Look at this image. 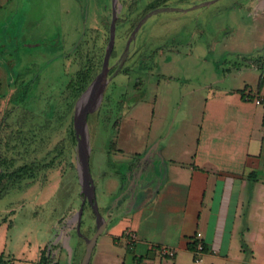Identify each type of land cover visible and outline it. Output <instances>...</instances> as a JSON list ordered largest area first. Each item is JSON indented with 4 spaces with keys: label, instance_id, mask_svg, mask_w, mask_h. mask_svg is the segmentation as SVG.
<instances>
[{
    "label": "rangeland",
    "instance_id": "1",
    "mask_svg": "<svg viewBox=\"0 0 264 264\" xmlns=\"http://www.w3.org/2000/svg\"><path fill=\"white\" fill-rule=\"evenodd\" d=\"M131 1L116 2L110 71L87 118L89 167L101 215L112 198L102 189L121 183L128 161L140 156L162 131L170 136L181 129L178 141L190 142L196 132L193 122L208 94L217 87L239 85L243 56L264 57V30L254 26L261 16L252 12V0L176 3L146 13L135 27L126 20ZM107 3L8 0L0 7L2 140L11 128L28 120L41 125L53 119L57 105L64 107L65 85L79 63L72 48L81 38L103 57L111 21ZM210 84L212 88H206ZM17 86L27 95L23 102L9 103ZM83 99L84 93L70 101L62 122H52L31 146L29 141H11L19 164L54 163L33 179L10 186L0 198V252L10 264H38L44 248L58 264H80L86 238L95 231L90 205L84 206L80 222L77 217L82 194L70 128ZM4 148L1 143L0 153ZM113 242L100 234L89 264H120L124 247Z\"/></svg>",
    "mask_w": 264,
    "mask_h": 264
},
{
    "label": "crops",
    "instance_id": "2",
    "mask_svg": "<svg viewBox=\"0 0 264 264\" xmlns=\"http://www.w3.org/2000/svg\"><path fill=\"white\" fill-rule=\"evenodd\" d=\"M252 1L261 16L254 26L264 30V0ZM242 58L239 85L208 94L190 142L178 141L181 129L162 131L125 164L120 184L102 189L112 198L101 234L123 245L120 264H136L134 256L138 264H193L188 245L197 233L207 264H264V104L242 97L245 89L264 97V57ZM162 245L174 256H161Z\"/></svg>",
    "mask_w": 264,
    "mask_h": 264
},
{
    "label": "trees",
    "instance_id": "3",
    "mask_svg": "<svg viewBox=\"0 0 264 264\" xmlns=\"http://www.w3.org/2000/svg\"><path fill=\"white\" fill-rule=\"evenodd\" d=\"M190 1L191 0H132L126 20H131L132 26L135 27L140 19H142L144 15H146V13H149L154 9L162 8L176 3H189ZM107 2L108 3L106 5V8L109 11L111 10V5L109 4V0H107ZM72 50L78 57L77 59L79 63L78 68L74 71L65 85V88L68 91V95L65 98L66 100L64 103V107H60L57 105L53 119L44 121L41 125H38L35 121L31 123V120H28L29 124L25 123V125H17L14 128H11L9 132L10 134H8V136H5L3 140L0 137V146L1 143L5 146L4 150L0 153V198L4 195V193L10 186L20 183L24 179H33L36 176L38 170L44 167L51 166L54 163V161L51 159L46 163H42L41 161H24L19 164L18 158H16L14 154V149L17 147L16 145L11 146V141L14 140L17 144H25L29 141L28 145L31 146L37 141L36 139L40 136L41 133L48 130L49 125L52 122H56L58 124L62 122L64 115L68 112L70 101L79 98L86 91L94 76L100 71L103 57H101L100 54H97L98 51H96L94 47H87L86 42L83 41V38H81V40L73 46ZM123 71L126 72L127 70L123 69ZM263 82L264 78L263 76H260L257 84L258 90L262 86ZM26 95L27 90L22 89V87L20 86H17L8 101L9 103L23 102ZM255 96L259 97L261 99V103L264 104V97H260L257 94H253L249 96V98H254ZM242 97L243 99H245V95L243 93ZM120 119L121 116H119L117 120L114 121V128L119 125ZM27 135H29L30 138H28ZM70 140L72 143H76L73 123L72 128H70ZM108 148L110 151L114 148L112 140H110ZM252 175L254 176V174ZM253 178L255 179V176ZM86 205L89 206V204L85 202L83 208ZM196 241H193L188 245L189 249H194ZM134 260L136 264H138L137 262L140 260V258L134 256ZM0 264H10L9 260L5 259V254L3 251L0 252ZM38 264H58V262L54 261L51 258L50 253H46V250L44 248L40 251Z\"/></svg>",
    "mask_w": 264,
    "mask_h": 264
},
{
    "label": "water",
    "instance_id": "4",
    "mask_svg": "<svg viewBox=\"0 0 264 264\" xmlns=\"http://www.w3.org/2000/svg\"><path fill=\"white\" fill-rule=\"evenodd\" d=\"M116 2L117 0H111V21L109 25V36L100 71L94 76L86 91L84 92L82 105L78 109L73 119V130L76 138L77 152L76 171L82 194V205L77 212V217L79 218L80 222L83 205L85 202H87L91 206L95 216V231L91 237L86 238L85 251L80 264H89L91 253L95 246L96 240L103 231L106 224V219L99 213L96 202L95 185L89 167V149L86 138V127L88 115L94 110L95 106L98 103L106 82V76L110 69L109 61L114 46L116 19L118 17ZM154 11H157V9ZM149 151V149L146 150V152L142 156V159H145L147 157ZM79 222L77 225L78 229Z\"/></svg>",
    "mask_w": 264,
    "mask_h": 264
},
{
    "label": "built area",
    "instance_id": "5",
    "mask_svg": "<svg viewBox=\"0 0 264 264\" xmlns=\"http://www.w3.org/2000/svg\"><path fill=\"white\" fill-rule=\"evenodd\" d=\"M244 95L245 99H250L249 96L253 95L250 89H245L244 90ZM254 102L259 104L261 103V99L257 96L254 98ZM198 240L195 243L193 252H192V262L193 264H207L203 258V254L205 253V244L202 240L199 239L200 233L196 234ZM158 252L161 256H169L173 257L175 254V250L173 247L167 246V245H162L158 248ZM215 252V251H213Z\"/></svg>",
    "mask_w": 264,
    "mask_h": 264
},
{
    "label": "flooded vegetation",
    "instance_id": "6",
    "mask_svg": "<svg viewBox=\"0 0 264 264\" xmlns=\"http://www.w3.org/2000/svg\"><path fill=\"white\" fill-rule=\"evenodd\" d=\"M154 10H156V9H154ZM154 10H152V11H154ZM150 12H151V11H150ZM153 147H154L153 145L150 146L151 149H153ZM121 177H122V173H121L120 178H121Z\"/></svg>",
    "mask_w": 264,
    "mask_h": 264
}]
</instances>
